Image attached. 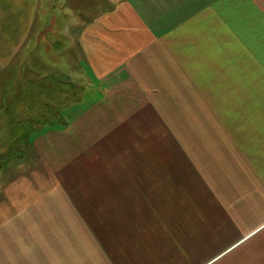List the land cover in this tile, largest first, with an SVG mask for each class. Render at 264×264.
<instances>
[{
    "label": "crops",
    "instance_id": "0c3cea01",
    "mask_svg": "<svg viewBox=\"0 0 264 264\" xmlns=\"http://www.w3.org/2000/svg\"><path fill=\"white\" fill-rule=\"evenodd\" d=\"M0 74L6 143L80 89L3 175L0 264H264V0H0Z\"/></svg>",
    "mask_w": 264,
    "mask_h": 264
},
{
    "label": "trees",
    "instance_id": "16d2710c",
    "mask_svg": "<svg viewBox=\"0 0 264 264\" xmlns=\"http://www.w3.org/2000/svg\"><path fill=\"white\" fill-rule=\"evenodd\" d=\"M53 84V89H50V87L44 83H34L29 86L27 102L32 107L35 106L37 109V115H34L30 122H13V120H16V117H10L9 114L5 113V115L7 114L6 116L8 117L10 125V147L17 148L19 143H23V141H25L26 136L29 134V132H27L29 129H33L36 126L38 127L40 123H46L59 118L60 108L66 106L67 103L69 104L79 99L80 89L78 86L64 80H55ZM40 95H43V97H47L51 100L46 102L43 97L40 100ZM17 103L18 101L16 104ZM52 103L55 105H51Z\"/></svg>",
    "mask_w": 264,
    "mask_h": 264
},
{
    "label": "rangeland",
    "instance_id": "374dc122",
    "mask_svg": "<svg viewBox=\"0 0 264 264\" xmlns=\"http://www.w3.org/2000/svg\"><path fill=\"white\" fill-rule=\"evenodd\" d=\"M18 77L17 69H14V74L11 76ZM6 87L5 83L3 82L2 75L0 74V97L3 94L4 88ZM17 87V86H15ZM1 120V119H0ZM3 134L0 132V182L3 180V175L11 172L12 169L8 168L9 163H17L19 159H25L28 153L32 152V149L28 148H21V143L18 144V147H8L9 143L2 140ZM17 144V143H16ZM8 163V164H7ZM6 173V174H5ZM13 173V171H12Z\"/></svg>",
    "mask_w": 264,
    "mask_h": 264
}]
</instances>
